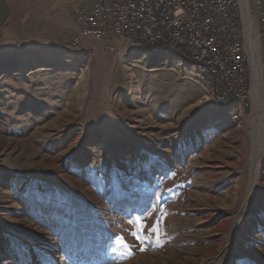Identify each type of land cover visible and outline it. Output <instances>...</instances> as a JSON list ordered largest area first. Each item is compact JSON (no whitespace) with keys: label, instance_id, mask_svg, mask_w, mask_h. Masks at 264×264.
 <instances>
[{"label":"rangeland","instance_id":"1","mask_svg":"<svg viewBox=\"0 0 264 264\" xmlns=\"http://www.w3.org/2000/svg\"><path fill=\"white\" fill-rule=\"evenodd\" d=\"M94 2L48 43L8 44L0 22V264H264V48L247 0V105L217 100L208 62L84 35Z\"/></svg>","mask_w":264,"mask_h":264},{"label":"built area","instance_id":"2","mask_svg":"<svg viewBox=\"0 0 264 264\" xmlns=\"http://www.w3.org/2000/svg\"><path fill=\"white\" fill-rule=\"evenodd\" d=\"M94 1L91 13H78L84 35L119 37L153 49L184 47L190 57L208 62L212 76L204 81L218 89L217 100L240 98L246 105L251 101L248 25L245 30L238 0ZM247 2L246 21H255L264 48V0Z\"/></svg>","mask_w":264,"mask_h":264},{"label":"crops","instance_id":"3","mask_svg":"<svg viewBox=\"0 0 264 264\" xmlns=\"http://www.w3.org/2000/svg\"><path fill=\"white\" fill-rule=\"evenodd\" d=\"M81 7L90 11L92 0H0V22L4 24L3 37L8 44L15 43L13 39L16 41L20 37L31 39L34 35L38 36L36 37L38 41L45 43L54 41L57 33L71 26L69 23L71 16ZM86 39L89 38L81 37V41ZM100 42L105 43L106 40L101 39ZM252 82L251 73L250 100Z\"/></svg>","mask_w":264,"mask_h":264},{"label":"bare ground","instance_id":"4","mask_svg":"<svg viewBox=\"0 0 264 264\" xmlns=\"http://www.w3.org/2000/svg\"><path fill=\"white\" fill-rule=\"evenodd\" d=\"M141 46V45H139ZM166 48H173V46H165ZM152 48V47H151ZM162 48V47H160ZM154 51H156L157 49H153ZM198 62V61H197ZM251 64H252V70H253V78H254V87H255V95L258 93V84H259V80H260V62L258 59H254V57L251 55ZM211 76V75H210ZM217 92V90H216ZM214 94V93H213ZM234 101H237V98H233ZM255 102H257V95H256V99H255ZM222 104L223 103H226V102H221ZM220 104V103H219ZM255 106V104H254ZM257 108V106L255 107ZM260 141V140H259ZM258 141V142H259ZM261 153V152H260ZM256 172H257V168L254 167L253 168V172L251 174V182H252V190L255 189L254 188V183L256 181V178H257V175H256Z\"/></svg>","mask_w":264,"mask_h":264},{"label":"snow or ice","instance_id":"5","mask_svg":"<svg viewBox=\"0 0 264 264\" xmlns=\"http://www.w3.org/2000/svg\"><path fill=\"white\" fill-rule=\"evenodd\" d=\"M130 223H131V221H130ZM139 227H140V230L142 231V229H143V225L141 224ZM151 231L157 233V241H156V242H157V244H159L158 228H157V227H153V228L151 229ZM132 235L135 236L136 239H137L138 241H139V240H142V239H145V237H143V236L140 234V231L134 232V233H132ZM118 242L121 243L125 248H128V247H129L127 244L124 243V241H123V237H119V238H118ZM140 250L143 251L144 248L141 247Z\"/></svg>","mask_w":264,"mask_h":264},{"label":"trees","instance_id":"6","mask_svg":"<svg viewBox=\"0 0 264 264\" xmlns=\"http://www.w3.org/2000/svg\"><path fill=\"white\" fill-rule=\"evenodd\" d=\"M169 51H170V53L175 54V55L176 54L177 55H185L186 57H188V51L184 47L173 48V49H170Z\"/></svg>","mask_w":264,"mask_h":264}]
</instances>
